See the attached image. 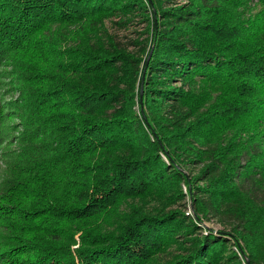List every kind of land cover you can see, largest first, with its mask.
Returning a JSON list of instances; mask_svg holds the SVG:
<instances>
[{
	"label": "trees",
	"instance_id": "obj_1",
	"mask_svg": "<svg viewBox=\"0 0 264 264\" xmlns=\"http://www.w3.org/2000/svg\"><path fill=\"white\" fill-rule=\"evenodd\" d=\"M0 264H264V0H0Z\"/></svg>",
	"mask_w": 264,
	"mask_h": 264
},
{
	"label": "rangeland",
	"instance_id": "obj_2",
	"mask_svg": "<svg viewBox=\"0 0 264 264\" xmlns=\"http://www.w3.org/2000/svg\"><path fill=\"white\" fill-rule=\"evenodd\" d=\"M179 2H184V0H178ZM108 27L111 29L113 33H117L120 38H122L125 42H129L133 39L137 33H140L143 26H140L138 22L131 24L126 28L115 27L111 23H108ZM8 97V96H7ZM205 226L208 229H220L219 225L215 220L205 222Z\"/></svg>",
	"mask_w": 264,
	"mask_h": 264
}]
</instances>
